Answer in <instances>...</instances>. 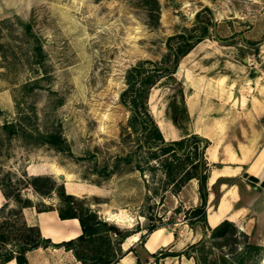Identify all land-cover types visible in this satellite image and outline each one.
<instances>
[{"label": "rangeland", "instance_id": "rangeland-1", "mask_svg": "<svg viewBox=\"0 0 264 264\" xmlns=\"http://www.w3.org/2000/svg\"><path fill=\"white\" fill-rule=\"evenodd\" d=\"M196 21L209 26L202 44L210 41L245 65L263 69L264 0H0V183L6 191L19 189L35 206L57 208L62 205L58 188L40 196L29 187L27 172L50 176L57 186L70 183L78 195L81 189L73 182L98 185L100 190L76 197L121 231L146 235L151 225L165 227L178 237L166 247L172 251L199 240L202 234L184 217L198 193V180L186 178L194 172L192 147L188 157L160 152L134 119L132 105L120 98L128 87L126 71L143 61L152 69L167 55L169 37L200 33ZM169 43L176 47L182 40ZM118 79L122 89L114 102L110 81ZM144 87L129 92L127 101L141 103ZM22 114L32 116L22 120L28 127L60 131L69 150L37 145L22 131L10 134L3 128ZM143 120L148 123L144 115ZM243 177L234 180L241 202L254 193L262 202L264 185L246 178L247 193ZM220 190V181L211 186V207ZM245 224L249 230L255 223ZM254 229L250 240L264 246L262 219ZM171 259L187 264L184 255ZM257 264H264V250Z\"/></svg>", "mask_w": 264, "mask_h": 264}, {"label": "crops", "instance_id": "crops-1", "mask_svg": "<svg viewBox=\"0 0 264 264\" xmlns=\"http://www.w3.org/2000/svg\"><path fill=\"white\" fill-rule=\"evenodd\" d=\"M202 43L198 42L179 60L174 73L158 81L168 79L161 88H155L157 82L150 89L148 111L165 141L190 135L204 139L207 145L203 158L211 166L205 207L207 224L213 228L226 219L250 237L259 220L264 223V193L260 194V203L255 193L248 194L247 200L241 202L234 180L245 176L247 193L250 190L246 178L253 176L257 182L264 180V69L245 65L234 54L222 50L224 47L218 48L210 41ZM173 81L179 84L177 89L173 88ZM219 181L221 195L218 203L211 207L214 197L211 186ZM66 185V193L78 195L72 186L68 190ZM73 185L81 189L78 196L101 189L98 185L76 182ZM6 202L10 207L15 206L0 190V207ZM199 203V194L195 192L192 207ZM22 216L27 225L36 226L41 236L53 243L76 238L82 233L77 218L61 219L55 209L38 211L34 206L23 207ZM247 220L255 223L249 230L245 224ZM194 231L203 235L199 226ZM143 234L144 231L138 230L123 240V255L114 264H136L137 257L143 264H154L150 255L162 247L174 245L178 238L165 227H157L141 240ZM25 256L27 264H82L63 246L37 247L28 250ZM177 257H165L159 264H183L181 260L173 263L171 258ZM185 258L187 264H194L192 258ZM4 264H16V261L12 259Z\"/></svg>", "mask_w": 264, "mask_h": 264}, {"label": "trees", "instance_id": "trees-1", "mask_svg": "<svg viewBox=\"0 0 264 264\" xmlns=\"http://www.w3.org/2000/svg\"><path fill=\"white\" fill-rule=\"evenodd\" d=\"M156 2V0H154ZM200 27V33L176 34L168 38V52L162 61L153 62V68L148 69L145 63L139 62L126 71L125 79L128 84L127 89L121 94V102L125 105H132L134 119L144 125V130L148 138L156 140L157 149L162 153H175L188 157L187 151L192 147L194 172L187 174V179L196 178L198 180V194L200 203L187 210L184 216L190 228L196 226L203 230L202 237L194 243L189 244L183 251H172L168 248H160L150 256L154 264H159L160 260L169 256L184 255L192 258L194 264H246L251 260L252 264H257L263 253L264 246L252 242L245 232L239 230L237 226L229 221L223 220L215 227H210L206 221L207 203V165L203 158V149L207 145L204 139L197 135H190L175 141H165L148 111L147 98L151 87H153L162 77L174 73L179 60L186 55L198 42L209 37V26L207 23L196 21ZM30 28V25H26ZM181 39L182 44L176 47L171 46L169 40ZM40 48V47H39ZM264 69V67H263ZM143 88L144 98L137 104L134 100L130 103L126 96L133 90ZM34 115V114H33ZM143 115L148 120L145 123ZM31 115L22 114L14 122H6L3 128L10 134L22 131V133L34 144H48L57 150H69V146L60 131L42 132L36 128L28 127L22 120L31 119ZM35 117V116H34ZM30 126V124H28ZM27 182L32 190L40 196L48 195L52 190L58 188V195L62 205L57 208L35 206L29 197L22 196L20 190L12 194L0 183V190L6 200L13 198L16 202L14 207L4 203L0 207V264H4L12 259L16 264H27L26 252L37 247H58L63 246L71 250L74 256L82 264H114L123 255L121 243L132 232L121 231L117 226L109 224L98 217L97 213L86 205L82 199L67 194L64 186L56 185L54 179L47 175H28ZM251 183L258 179L248 177ZM264 185V180L261 182ZM34 206L38 211L55 209L61 219L77 218L82 233L76 238L53 243L50 239L41 236L36 226L26 224L22 216V208ZM159 226L151 225L147 228V234ZM146 234V235H147ZM143 234L141 240L146 236ZM148 262V260H145ZM136 264H143L137 257Z\"/></svg>", "mask_w": 264, "mask_h": 264}, {"label": "bare ground", "instance_id": "bare-ground-1", "mask_svg": "<svg viewBox=\"0 0 264 264\" xmlns=\"http://www.w3.org/2000/svg\"><path fill=\"white\" fill-rule=\"evenodd\" d=\"M110 85L111 86H113V91H112V96H111V98H112V100L114 101V102H116V100H117V96H118V93H119V91L122 89V82L120 81V79H118V80H111L110 81ZM105 118V113H103L102 115H101V117H100V121H102L103 119ZM106 119H108V123H110V120L112 119L113 120V117H112V113L110 112V111H108V118H106ZM111 130H112V128L110 127V124H108V133H110L111 132ZM67 189L69 190L70 188H71V185H70V183H67ZM117 215V214H116ZM116 215H114V217L113 218H116Z\"/></svg>", "mask_w": 264, "mask_h": 264}, {"label": "water", "instance_id": "water-1", "mask_svg": "<svg viewBox=\"0 0 264 264\" xmlns=\"http://www.w3.org/2000/svg\"><path fill=\"white\" fill-rule=\"evenodd\" d=\"M243 62H246V60L244 59Z\"/></svg>", "mask_w": 264, "mask_h": 264}]
</instances>
